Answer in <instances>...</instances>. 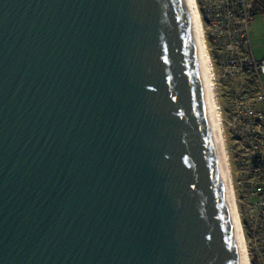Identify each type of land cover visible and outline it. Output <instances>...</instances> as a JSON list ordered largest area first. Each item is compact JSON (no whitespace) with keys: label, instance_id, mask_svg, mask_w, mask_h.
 Here are the masks:
<instances>
[{"label":"water","instance_id":"95a60500","mask_svg":"<svg viewBox=\"0 0 264 264\" xmlns=\"http://www.w3.org/2000/svg\"><path fill=\"white\" fill-rule=\"evenodd\" d=\"M0 264H241L187 0H0Z\"/></svg>","mask_w":264,"mask_h":264},{"label":"built area","instance_id":"2783aa9c","mask_svg":"<svg viewBox=\"0 0 264 264\" xmlns=\"http://www.w3.org/2000/svg\"><path fill=\"white\" fill-rule=\"evenodd\" d=\"M196 4L215 80L216 76L242 78L241 89L229 93L226 122L235 144L241 196L252 212L247 211L249 221L259 222L254 228L251 225L254 255L250 258L247 253V262L264 264V85L260 80L264 57L256 58L250 47L254 8L249 0H197Z\"/></svg>","mask_w":264,"mask_h":264},{"label":"rangeland","instance_id":"374dc122","mask_svg":"<svg viewBox=\"0 0 264 264\" xmlns=\"http://www.w3.org/2000/svg\"><path fill=\"white\" fill-rule=\"evenodd\" d=\"M197 1V0H196ZM254 8V16L249 22V38H250V47L253 51V54L256 58H263L264 57V9L258 3V0H249ZM200 12V11H199ZM213 72V70H212ZM215 80L214 72H213V84L215 88V93L218 96L219 106L221 108V116H222V125L224 127V138H225V146H226V153L228 158V165L230 168V180H231V188L235 198V206H236V215L239 217L238 225L241 234H243V243L245 246L246 254L250 255V258L253 257V237H252V229L259 225V222L253 220L249 221L251 212L249 208V204L247 205V200H243L242 198V191L239 189V180H238V172L236 167L238 164L235 161V144L232 139L231 129L230 126L227 124L226 119L228 116L227 111V104L230 101L229 93L233 94L234 90H240L241 85L239 84V79L241 77H235L232 79H223L219 76ZM252 80V78H250ZM260 80L264 85V74L261 75ZM239 189V192H238ZM241 193V194H240ZM252 213V212H251ZM252 219V218H251ZM256 224V225H255ZM253 226V228L251 227ZM248 264V263H247Z\"/></svg>","mask_w":264,"mask_h":264},{"label":"bare ground","instance_id":"6f19581e","mask_svg":"<svg viewBox=\"0 0 264 264\" xmlns=\"http://www.w3.org/2000/svg\"><path fill=\"white\" fill-rule=\"evenodd\" d=\"M195 41L197 45L203 80L205 84L207 99L209 103V108L211 112L212 122L214 126L215 136L217 140L218 150L220 154L221 164L223 168L226 188L228 192L230 207L232 211L235 231H236V237L238 242V248H239V254H240V260L241 264H247V255L245 251V246L243 243V237L239 230L238 220L239 217L236 215V206H235V198L233 195L232 188H231V180H230V168L228 165V158L226 153V146H225V138H224V127L222 125V116H221V108L219 106L218 96L215 93V88L213 84L212 79V70L210 67V61L208 58V54L206 51V46L204 43L203 33H202V21L200 12L198 10L196 0H187Z\"/></svg>","mask_w":264,"mask_h":264},{"label":"flooded vegetation","instance_id":"af4514ba","mask_svg":"<svg viewBox=\"0 0 264 264\" xmlns=\"http://www.w3.org/2000/svg\"><path fill=\"white\" fill-rule=\"evenodd\" d=\"M260 5L263 7L264 9V0H260Z\"/></svg>","mask_w":264,"mask_h":264},{"label":"trees","instance_id":"16d2710c","mask_svg":"<svg viewBox=\"0 0 264 264\" xmlns=\"http://www.w3.org/2000/svg\"><path fill=\"white\" fill-rule=\"evenodd\" d=\"M258 3L260 4V0H258Z\"/></svg>","mask_w":264,"mask_h":264}]
</instances>
